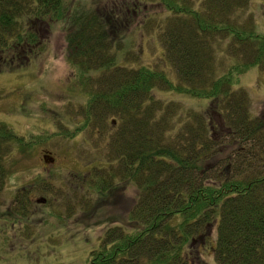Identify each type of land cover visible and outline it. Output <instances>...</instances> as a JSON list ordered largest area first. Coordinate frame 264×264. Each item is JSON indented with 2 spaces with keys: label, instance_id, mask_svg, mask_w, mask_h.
Here are the masks:
<instances>
[{
  "label": "trees",
  "instance_id": "1",
  "mask_svg": "<svg viewBox=\"0 0 264 264\" xmlns=\"http://www.w3.org/2000/svg\"><path fill=\"white\" fill-rule=\"evenodd\" d=\"M147 1L0 0V72L24 65L20 53L43 46L42 28L60 20L70 62L82 74L102 70L84 116L103 126L112 115L116 125L111 167L94 187L131 182L137 196L127 225L110 227L88 264H264V111L254 115L235 87L250 68L264 70V30L243 16L252 0H159L172 13L159 28L176 79L117 60ZM159 89L208 98L221 119L191 109L172 121ZM22 137L0 121V196Z\"/></svg>",
  "mask_w": 264,
  "mask_h": 264
},
{
  "label": "rangeland",
  "instance_id": "2",
  "mask_svg": "<svg viewBox=\"0 0 264 264\" xmlns=\"http://www.w3.org/2000/svg\"><path fill=\"white\" fill-rule=\"evenodd\" d=\"M143 3L133 13L126 49L117 60L130 66L165 68L176 79L159 28L172 13L159 0ZM243 16L248 28L258 21L264 30V0H252ZM41 34L43 46L20 53L26 57L24 65L14 63L0 72V121L24 140V149L16 146L8 156L10 172L0 196V264H88L110 236L109 228L127 225L137 188L125 182L109 192H96L102 166L111 167L116 125L112 115L103 126L98 121L90 124L84 116L97 95L102 70L82 74L70 62L63 21H51ZM211 42L214 46L212 38ZM128 51L129 59L124 55ZM212 52L218 58L216 48ZM236 82V88L247 92L251 112L262 113L264 70L254 66ZM153 92L160 103H172V121H182L180 114L191 109L208 111L216 122L221 119L208 98L165 89ZM45 155L53 162H47ZM207 259L216 264L212 257Z\"/></svg>",
  "mask_w": 264,
  "mask_h": 264
},
{
  "label": "water",
  "instance_id": "3",
  "mask_svg": "<svg viewBox=\"0 0 264 264\" xmlns=\"http://www.w3.org/2000/svg\"><path fill=\"white\" fill-rule=\"evenodd\" d=\"M45 160H46L47 162H48V161L53 162L54 159H53L52 157H50V159H48L47 156L45 155ZM43 201H44V199H43Z\"/></svg>",
  "mask_w": 264,
  "mask_h": 264
}]
</instances>
